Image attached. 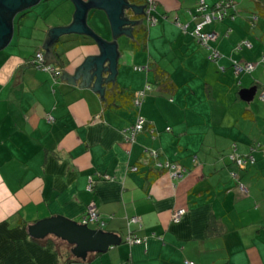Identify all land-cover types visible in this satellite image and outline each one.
<instances>
[{"label":"crops","instance_id":"obj_1","mask_svg":"<svg viewBox=\"0 0 264 264\" xmlns=\"http://www.w3.org/2000/svg\"><path fill=\"white\" fill-rule=\"evenodd\" d=\"M233 1L232 16L205 26L217 33L210 47L190 32L197 0H155L154 24L129 9L143 22L122 26L130 34L116 37V73L100 82L102 95L79 86L82 74L75 83L61 77L100 54L89 35L63 33L50 45L58 77L28 60L44 53L49 27L72 21L70 0H39L14 16L0 48V264H264V0ZM87 22L112 39L103 10ZM233 60L254 66L235 73ZM145 84L152 88L135 106L132 94ZM115 86L121 92L106 102ZM252 86L243 99L241 89ZM137 113L145 126L129 143L123 129ZM166 160L185 171L173 174L159 165ZM91 202L121 242L63 262L29 235L28 225L49 215L79 221ZM177 206L186 212L173 221ZM133 215L141 225L128 223ZM129 230L142 241H126Z\"/></svg>","mask_w":264,"mask_h":264},{"label":"water","instance_id":"obj_2","mask_svg":"<svg viewBox=\"0 0 264 264\" xmlns=\"http://www.w3.org/2000/svg\"><path fill=\"white\" fill-rule=\"evenodd\" d=\"M39 0H0V48L9 42L13 32L14 15L25 5H33ZM74 5L72 21L67 25L51 26L46 32L43 41L45 64L51 63L53 53L50 45L57 40L63 33H82L93 38L98 45L100 54L89 55L82 64L76 67L75 73L69 75L63 74L61 77H67L68 82H74V78L82 74V84H89L93 89L99 88L102 95L103 85L101 81L114 79L116 73V62L119 54L116 37L119 32L124 31L130 34L129 29L122 27L125 24L142 23V19H131L128 10L133 9L144 13L145 4L137 7V4L130 0H70ZM96 9L103 10L111 26V40H108L95 32L88 24L87 17L89 13ZM131 27V26H130ZM107 69V77H102V72ZM256 87L241 89L243 99H251L255 93ZM99 95V96H100ZM28 233L32 237H44L52 234L56 237L73 244L72 253L76 257L85 259L89 252H103L108 247L121 242L120 237L112 231L104 230L100 227H92L77 220L68 218L61 214L49 215L37 219L28 225Z\"/></svg>","mask_w":264,"mask_h":264},{"label":"built area","instance_id":"obj_3","mask_svg":"<svg viewBox=\"0 0 264 264\" xmlns=\"http://www.w3.org/2000/svg\"><path fill=\"white\" fill-rule=\"evenodd\" d=\"M155 8V0H145V7H144V15L146 16L148 24H154L157 20L156 16L153 14V10ZM235 10V3L233 0H216L213 3L209 4L206 0H197L196 4L194 5L193 10L191 11L192 17L195 19V23L193 28L191 29V34L203 45L210 47V42L216 38L217 33L212 29H206L205 26L213 22L214 20H219L226 15H231V11ZM232 16V15H231ZM183 28H185L184 24H181L177 21ZM243 43L248 44V40H243ZM44 53L41 50L35 51L32 55L30 62L33 64L34 67L42 68L45 70L50 71L54 77H58L62 69L59 66H56L52 63H44L45 58L43 57ZM218 52L215 49H212L210 57L216 58ZM264 63V52L262 53L261 59ZM232 69L235 73L240 72H249L254 66L252 61H238L233 60L231 63ZM144 65H135L134 68L141 70L145 68ZM151 85L145 84L143 88L136 90L133 93L132 102L135 106H139L147 90H151ZM259 98L264 99V87L261 88L259 92ZM48 119H51V116H47ZM146 119L139 113L136 114V117L132 123L126 126L123 129V136L125 141L131 143L134 141L136 134L144 129ZM166 129H169L167 126ZM149 130L154 133V128L150 127ZM149 153L153 156H156L157 153L155 150H149ZM232 158H235L239 164H243L245 159L241 157H235L231 155ZM252 159L253 156L249 155ZM161 167L169 169L173 174L181 176L185 168L179 164L172 163L170 161H164L159 163ZM134 169L137 166H133ZM93 178L89 176L87 187L90 189L92 187ZM240 188L245 189L243 184H240ZM186 209L184 206H177L173 208L171 211V220L179 221ZM79 222L87 224V225H95V227L102 228L105 220L99 215L97 207L94 202L89 203L86 207L85 213L79 219ZM128 223H138L141 225V218L137 215H133L128 218ZM125 240L133 243V242H141L142 238L136 235L133 231L129 230L127 235L125 236ZM188 264H193L192 261H186Z\"/></svg>","mask_w":264,"mask_h":264},{"label":"trees","instance_id":"obj_4","mask_svg":"<svg viewBox=\"0 0 264 264\" xmlns=\"http://www.w3.org/2000/svg\"><path fill=\"white\" fill-rule=\"evenodd\" d=\"M58 55V53H56ZM32 57V56H31ZM30 58H28V60L30 61ZM121 89L118 87H113L110 90H107L105 92L106 95V102L110 101V99L113 96H116V94L120 93ZM133 95V94H132ZM32 237V236H31ZM32 239L34 241H36L37 243L44 245V246H49L51 247L55 253L62 258L63 262H69V261H73L76 259H79L80 257H76L73 253H72V246L73 244L63 240L62 238L56 237L55 235L49 234L46 235L44 237H32ZM94 253V252H93ZM61 261V262H62Z\"/></svg>","mask_w":264,"mask_h":264},{"label":"flooded vegetation","instance_id":"obj_5","mask_svg":"<svg viewBox=\"0 0 264 264\" xmlns=\"http://www.w3.org/2000/svg\"><path fill=\"white\" fill-rule=\"evenodd\" d=\"M30 6H31V5H28V4L25 5V6H23L20 10H18V11L16 12V14L19 13V12H21V11H23V10H25V9H27V8L30 7ZM16 14H15V15H16ZM15 15H14V16H15Z\"/></svg>","mask_w":264,"mask_h":264},{"label":"rangeland","instance_id":"obj_6","mask_svg":"<svg viewBox=\"0 0 264 264\" xmlns=\"http://www.w3.org/2000/svg\"><path fill=\"white\" fill-rule=\"evenodd\" d=\"M25 28H23L22 30H24Z\"/></svg>","mask_w":264,"mask_h":264}]
</instances>
